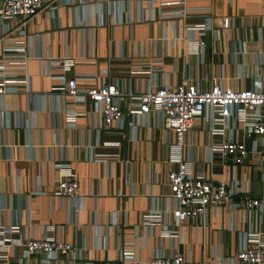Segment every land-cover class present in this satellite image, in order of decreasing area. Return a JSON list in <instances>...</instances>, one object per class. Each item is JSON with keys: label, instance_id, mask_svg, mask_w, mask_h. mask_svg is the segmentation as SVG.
<instances>
[{"label": "crops", "instance_id": "1", "mask_svg": "<svg viewBox=\"0 0 264 264\" xmlns=\"http://www.w3.org/2000/svg\"><path fill=\"white\" fill-rule=\"evenodd\" d=\"M263 41L264 0H65L20 24L0 19V82L8 88L0 94V226H15L12 237L67 241L91 260L127 251V264H146L152 253L176 249L182 264H237L229 258L243 234L264 238L263 152L250 151L242 165L208 162L207 123L193 117L180 150L191 171L236 181L261 207L247 213L226 203L185 218L180 238L164 235L163 224L173 222L165 182L172 133L152 112L128 113L125 98L121 125L104 130L98 105L82 89L104 81L139 92L182 77L201 88L264 87ZM74 75L77 100L61 81ZM239 136L249 147L250 137ZM57 162L76 175L73 198L54 192ZM6 244L0 264H18L23 246ZM43 258L33 252L26 262ZM54 264L66 261L58 256Z\"/></svg>", "mask_w": 264, "mask_h": 264}, {"label": "built area", "instance_id": "2", "mask_svg": "<svg viewBox=\"0 0 264 264\" xmlns=\"http://www.w3.org/2000/svg\"><path fill=\"white\" fill-rule=\"evenodd\" d=\"M59 1L65 0H0V19L14 18L20 24L41 8L52 11ZM76 1L85 3L90 0ZM205 25H208L206 21L196 26ZM262 44L260 53L264 62V41ZM68 63L65 61L62 65L66 66ZM1 70L0 66V76H3ZM76 78L75 75L66 79L61 77L62 89L75 100L80 99ZM7 90L5 84L0 82V94ZM82 92L98 105L101 128L104 130H108L113 123L121 125L123 112L119 100L125 98L128 113L146 115L152 112L160 126L172 133L173 141L169 144V149L174 165L166 169L165 182L173 200V205L168 209L173 222L163 224L164 235L180 238L181 222L185 218L204 217L209 209L218 212L226 203L247 213L260 209V199L253 196L247 188L238 185L236 181L214 182L209 175L192 172L188 160L180 153L193 117L202 115L211 138L207 145L208 162L217 158L231 165H242L248 162L250 151H261L264 154V87L258 83L255 82L251 87L234 88L213 82L209 87L201 88L182 77L173 85L161 84L139 92H123L114 82L100 81L98 84H87ZM239 131L244 137H250L249 147L244 138L239 136ZM55 165L60 175L55 179L54 192L75 197L78 184L73 169L67 162H57ZM151 214L144 213L143 221H147ZM15 228L0 226V247H5L7 242L21 244L23 252L18 264H27L26 259L33 252L44 254L41 264H54L58 256H62L66 264H127L130 259L127 251H122L115 260L87 259L74 245L64 240L49 236L12 237L11 233ZM229 259L237 264H264V238L256 231L243 234L239 247ZM183 262V255L176 249H171L169 253H152L146 264Z\"/></svg>", "mask_w": 264, "mask_h": 264}]
</instances>
